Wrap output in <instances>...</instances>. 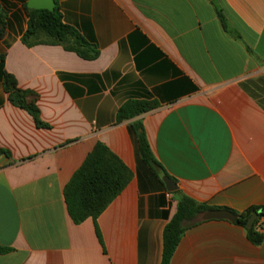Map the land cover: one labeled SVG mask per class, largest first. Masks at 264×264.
Returning <instances> with one entry per match:
<instances>
[{"label":"crops","instance_id":"0c3cea01","mask_svg":"<svg viewBox=\"0 0 264 264\" xmlns=\"http://www.w3.org/2000/svg\"><path fill=\"white\" fill-rule=\"evenodd\" d=\"M54 2L96 58L25 46L23 0H0V264H160L176 192L236 220L264 207V0ZM4 74L38 94L48 129L10 102ZM129 101L157 107L118 121ZM136 122L158 175L140 159ZM97 143L131 179L95 221L76 225L63 190ZM198 220L170 264H264V229L255 246L235 222Z\"/></svg>","mask_w":264,"mask_h":264},{"label":"trees","instance_id":"16d2710c","mask_svg":"<svg viewBox=\"0 0 264 264\" xmlns=\"http://www.w3.org/2000/svg\"><path fill=\"white\" fill-rule=\"evenodd\" d=\"M26 3L27 0H23L28 22L27 29L21 37L22 44L27 47L40 44L61 45L64 49L76 53L83 59L92 60L96 58V49L88 45L73 29L62 22L57 6L53 11L31 10L26 7ZM215 12L222 28L229 31L222 11L215 7ZM4 26L5 15L0 9V37L3 35ZM230 33L239 38L232 31ZM2 85L10 102L14 106L23 108L33 118L38 128H49L39 117L38 94L36 92L20 89L10 74H4ZM156 107V103L129 101L118 110L117 120L133 118ZM131 131L136 139L141 161L156 175L163 172L162 167L155 161L150 151L142 125L139 122L134 123L131 126ZM0 154L7 153L0 151ZM130 179L131 173L127 167L106 146L97 143L63 190L66 209L73 223L77 225L89 218L95 221L124 190ZM176 193L178 194L176 212L163 230L160 264H170L182 234L189 227L198 224V219L202 214L211 210H220L206 204L196 203L189 197ZM263 208L261 206L253 207L246 213L247 215L237 216L235 221L236 225L244 228L247 240L255 246H259L263 241L264 213L259 212ZM222 210L235 214L229 209ZM253 212L258 213L257 217L253 226L247 228V220ZM8 251V248L0 246V254Z\"/></svg>","mask_w":264,"mask_h":264},{"label":"water","instance_id":"95a60500","mask_svg":"<svg viewBox=\"0 0 264 264\" xmlns=\"http://www.w3.org/2000/svg\"><path fill=\"white\" fill-rule=\"evenodd\" d=\"M26 7L31 10H47L53 11L56 7L54 0H27ZM162 182L165 186L167 192L172 193L177 190V186L168 178L162 177ZM260 213H264V208L259 211ZM257 212H253L249 219L247 220L246 227L251 228L254 224V221L257 217ZM201 220H208V219H224L230 222L236 221V216L225 210H211L207 211L200 216Z\"/></svg>","mask_w":264,"mask_h":264}]
</instances>
